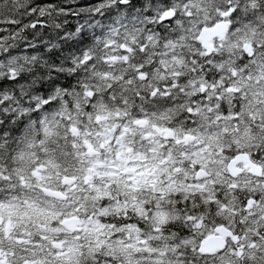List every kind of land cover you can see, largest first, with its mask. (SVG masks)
Returning <instances> with one entry per match:
<instances>
[{
    "label": "snow or ice",
    "instance_id": "obj_1",
    "mask_svg": "<svg viewBox=\"0 0 264 264\" xmlns=\"http://www.w3.org/2000/svg\"><path fill=\"white\" fill-rule=\"evenodd\" d=\"M0 264H264V0H0Z\"/></svg>",
    "mask_w": 264,
    "mask_h": 264
}]
</instances>
